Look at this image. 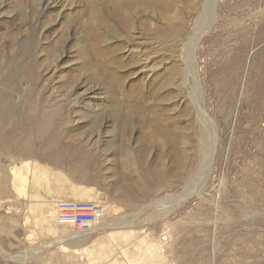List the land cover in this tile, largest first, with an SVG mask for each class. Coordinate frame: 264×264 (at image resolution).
I'll return each mask as SVG.
<instances>
[{"label":"rangeland","instance_id":"1","mask_svg":"<svg viewBox=\"0 0 264 264\" xmlns=\"http://www.w3.org/2000/svg\"><path fill=\"white\" fill-rule=\"evenodd\" d=\"M209 1L100 3L99 24L88 0H0V264H264V0ZM24 157L43 169L30 197L9 164ZM61 200L105 217L78 232Z\"/></svg>","mask_w":264,"mask_h":264},{"label":"bare ground","instance_id":"2","mask_svg":"<svg viewBox=\"0 0 264 264\" xmlns=\"http://www.w3.org/2000/svg\"><path fill=\"white\" fill-rule=\"evenodd\" d=\"M211 1V0H210ZM209 1V2H210ZM102 4V8L105 10H107V11H109L110 10V8H112L113 9V15H115V16H119L120 18L121 17H123L125 14V11H127V14H129V12L130 11H134L135 9H143V10H147V9H149V10H154V9H158V8H163V7H169L170 5L169 4H165V2H164V0H88V4H89V8H88V10L90 11V17H92L93 19H95L96 21H97V23H99V24H102L103 22H104V15L102 14V12H100V9H99V7H96L98 4ZM208 3V2H207ZM216 3V2H215ZM211 4H213V1L211 2ZM208 5L210 6V4L208 3ZM211 7V6H210ZM210 9V8H209ZM209 9H207V11L209 12ZM92 15V16H91ZM131 15V14H130ZM210 16V15H209ZM212 18V17H211ZM210 18V19H211ZM206 21V20H205ZM148 23V22H147ZM204 23V22H203ZM123 24H127V28L129 27V25H130V17L127 15V19L126 18H123ZM205 30V29H204ZM202 33H204V32H202ZM91 34H92V36H93V39L94 40H96V38H98L99 36H101V35H99L98 33H96V31H94L93 29H91ZM201 37V35H196L193 39H192V41H193V43H195L196 42V40L197 39H199ZM188 48V47H187ZM184 48L183 50L181 49V54H182V56H183V59H185V63L187 64V69H188V67H189V62H190V58H192L191 57V53H192V51H193V49H194V47L192 46V47H190V48ZM170 51H176L175 49H173V47L172 48H170ZM99 54H103L104 55V52L103 51H100L99 52ZM150 58V57H149ZM191 63V62H190ZM1 68V67H0ZM3 70V69H2ZM1 70V71H2ZM104 70V69H103ZM189 70V69H188ZM105 71V70H104ZM5 72V71H4ZM187 72V71H186ZM8 73V72H7ZM12 74V73H11ZM186 74H188V73H186ZM19 75V74H18ZM98 75V74H97ZM12 77V76H11ZM10 78V77H9ZM13 78V77H12ZM11 79V78H10ZM16 80H17V78H16ZM35 80V79H34ZM5 81V80H4ZM30 81V80H29ZM105 81H106V79H105ZM115 81V80H114ZM118 81V80H117ZM107 82H109V81H107ZM7 83V82H6ZM9 83V82H8ZM120 83V82H119ZM122 83V82H121ZM120 83V84H121ZM17 84V83H16ZM26 84V83H25ZM29 84V83H28ZM105 84V83H104ZM109 84V83H108ZM120 84H119V86H120ZM109 85H111V83L109 84ZM114 85V84H113ZM9 86V85H8ZM42 86V85H41ZM139 86V85H138ZM140 87V86H139ZM108 88H109V86H108ZM114 88H115V86H114ZM137 88V87H136ZM133 89V88H132ZM4 90V89H3ZM6 90V89H5ZM18 90V89H17ZM115 90V89H114ZM135 90V89H134ZM1 91V90H0ZM15 91V90H14ZM112 91V90H111ZM110 91V92H111ZM119 91V90H118ZM121 91V90H120ZM133 91V90H132ZM17 92V91H16ZM26 92V91H25ZM38 92V91H37ZM18 93V92H17ZM120 93V92H119ZM10 94V93H9ZM31 94V93H30ZM36 94V93H35ZM40 94V93H39ZM127 94V93H126ZM141 93H139V95H140ZM1 95H4V94H1ZM134 95V94H133ZM137 95V94H136ZM9 96V95H8ZM10 96H11V94H10ZM16 96V95H15ZM61 96V95H60ZM125 96V95H124ZM127 96V95H126ZM130 96V95H129ZM131 96H132V94H131ZM138 96V95H137ZM143 96V95H142ZM196 95H194V97H195ZM29 97H31V96H29ZM45 97V96H44ZM54 97V96H53ZM56 97V96H55ZM110 97L112 98V96L110 95ZM116 97H118V96H116ZM139 97V96H138ZM193 97V98H194ZM2 98V97H1ZM32 98V97H31ZM36 98V97H35ZM120 98V97H119ZM126 98V97H125ZM129 98V97H128ZM137 98V97H136ZM198 98H200V97H198ZM24 99V98H23ZM33 99V98H32ZM114 99V98H113ZM138 99V98H137ZM136 99V100H137ZM14 100V99H13ZM133 100H135V96H134V98H133ZM132 100V101H133ZM141 100V99H140ZM195 100V99H194ZM47 101V100H46ZM142 101V100H141ZM45 102V101H44ZM52 102H54V101H52ZM116 101L114 100V108L113 107H110V113H111V115H112V117H114L115 119H118V120H121V121H129L130 120V118H127V115L126 114H124L122 111H121V109H122V106H120V103H115ZM135 102H137V101H135ZM140 102V101H139ZM139 102H137V103H139ZM14 103V102H13ZM12 102H10V106H9V108H12L13 106H14V104H13ZM23 103V102H22ZM35 103V102H34ZM123 103V102H122ZM196 103H198V102H196ZM28 104V103H27ZM52 104V103H51ZM111 104V103H110ZM125 104H127V103H125ZM140 104V103H139ZM31 105H33V104H31ZM60 105V104H59ZM138 105V104H137ZM200 105V104H199ZM140 106V105H139ZM3 107V106H2ZM16 107V106H15ZM14 107V108H15ZM20 107V106H19ZM34 107V106H33ZM36 107V106H35ZM142 107V106H141ZM18 108V107H17ZM23 108V107H22ZM29 108H31V107H29ZM139 108V107H138ZM143 108V107H142ZM7 109V108H6ZM13 109V108H12ZM11 109V110H12ZM42 109H44V108H42ZM125 109V108H124ZM197 109V108H196ZM8 110V109H7ZM15 110V109H14ZM37 110V109H36ZM45 110H47V109H45ZM148 110V109H147ZM152 110V109H151ZM198 110V112H197V114H198V117L200 118V122H201V127L203 128V130H202V133H203V135H204V137H206V136H209V134L207 135V133H209L208 132V130H206L205 129V125H207V127H208V123L207 124H205V122H206V114H205V112H203L201 109H197ZM21 111V110H20ZM19 111V112H20ZM28 111V110H27ZM39 111V110H38ZM64 111V110H63ZM11 112V111H10ZM19 112H18V114H19ZM47 112V111H46ZM50 112V111H49ZM105 112H107V111H105ZM131 112V111H130ZM136 112V111H135ZM21 113V112H20ZM132 113V112H131ZM3 114H4V112H3ZM8 114H9V112H8ZM13 114H14V112H13ZM42 114H43V112H42ZM68 114V113H67ZM150 114V113H149ZM0 115H1V113H0ZM6 115V114H5ZM4 115V116H5ZM29 115V114H28ZM130 115V114H129ZM35 116V115H34ZM62 116V115H61ZM1 117V116H0ZM22 117V116H21ZM130 117V116H129ZM131 117H133V116H131ZM35 118V117H34ZM33 118V119H34ZM123 120H122V119ZM125 118H127V119H125ZM5 119V118H4ZM51 113H49V115L47 114V115H44L43 117H42V121L40 122V127L38 128V133L39 134H45V131L47 130V128L50 126V124H51ZM1 120V119H0ZM6 120V119H5ZM21 120V119H20ZM24 120V119H23ZM120 121V122H121ZM133 121V120H132ZM33 122H34V120H33ZM211 122V121H210ZM200 124V123H199ZM15 125V124H14ZM32 125V124H31ZM119 125V124H118ZM126 125L124 124L123 125V127L122 128H124ZM119 127V126H118ZM210 127V126H209ZM172 128V127H171ZM211 129V128H210ZM11 130V129H10ZM172 130V129H171ZM213 130V129H212ZM37 131V130H36ZM216 131V130H215ZM160 132V131H159ZM161 133V132H160ZM178 133V132H177ZM212 133H213V131H212ZM179 134V133H178ZM41 135H40V137H41ZM175 135V134H174ZM215 135V134H214ZM179 136V135H178ZM212 136V135H211ZM210 136V138H212ZM203 137V136H202ZM201 136H200V138H202ZM209 138V137H208ZM209 138V139H210ZM213 139H215V138H213ZM212 139V140H213ZM201 142H203V144H204V146H207V149L204 151V153H206V156H207V154H208V157H206V158H210V155H211V149H212V142L211 141H207L205 138H203L202 140H201ZM200 142V143H201ZM216 142V141H215ZM202 145V144H201ZM201 145H199V146H201ZM144 148V147H143ZM200 149V148H199ZM26 151H29V149L27 148L26 149ZM202 154H204L202 151H200ZM214 152V151H213ZM29 153V152H28ZM210 154V155H209ZM205 155V154H204ZM203 155V156H204ZM203 156H202V160H203ZM24 158H26V157H24ZM16 159H14V160H12L9 164H10V166H11V168H10V170H11V174H12V178H13V183H14V185H15V188H16V190L17 191H19L20 193H21V195L22 196H28V197H30V196H33L32 194V191L31 192H29L28 194L25 192L26 191V189L28 188V187H30V185L33 183V182H35L36 181V177H35V175H34V173H36V172H40V171H42L43 169L41 168L42 166L40 165V163L37 161V160H30V159H27L26 158V160H20L19 162H16L15 161ZM211 160V159H210ZM207 161H209V159H207ZM209 164H211L210 162H206V160H203V170L206 172V170H207V168L210 166ZM41 169V170H40ZM48 173V172H47ZM50 173V172H49ZM204 173V172H203ZM205 175H207V174H205ZM206 177V176H205ZM201 179H203V178H201ZM39 182V181H38ZM49 183H51V181H49ZM56 185L58 186V191H62V189L64 188V183L61 181V179H59V178H57V180H56ZM199 187V186H198ZM200 188V187H199ZM35 194V193H34ZM180 196H174V198L173 199H176V198H179ZM46 201V200H45ZM41 207V206H40ZM118 220V219H117ZM125 222V221H124ZM117 223V222H116ZM119 223V222H118ZM114 224V223H113ZM103 225V224H102ZM118 225H120V224H118ZM107 226H108V224H107ZM107 226H106V228H107ZM111 226V225H110ZM117 226V225H116ZM123 226H124V224H123ZM99 227H100V225H99ZM102 227V226H101ZM100 227V228H101ZM104 227V226H103ZM113 227V226H112ZM111 227V228H112ZM121 227V226H120ZM125 227V226H124ZM105 228V229H106ZM99 230V229H98ZM77 237V236H76ZM108 237H109V239L108 240H113V239H115V236H113V233H111V234H109L108 235ZM109 244H112V243H109ZM100 246L101 247H105L106 245H105V243H100Z\"/></svg>","mask_w":264,"mask_h":264},{"label":"built area","instance_id":"3","mask_svg":"<svg viewBox=\"0 0 264 264\" xmlns=\"http://www.w3.org/2000/svg\"><path fill=\"white\" fill-rule=\"evenodd\" d=\"M104 217L105 208L100 201L61 200L56 206V221L81 233L92 231Z\"/></svg>","mask_w":264,"mask_h":264}]
</instances>
